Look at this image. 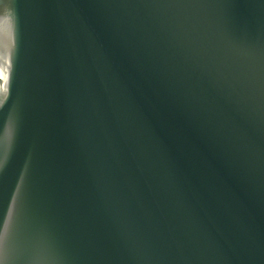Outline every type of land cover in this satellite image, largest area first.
Listing matches in <instances>:
<instances>
[{
	"label": "water",
	"instance_id": "obj_1",
	"mask_svg": "<svg viewBox=\"0 0 264 264\" xmlns=\"http://www.w3.org/2000/svg\"><path fill=\"white\" fill-rule=\"evenodd\" d=\"M0 264H264V0H0Z\"/></svg>",
	"mask_w": 264,
	"mask_h": 264
}]
</instances>
